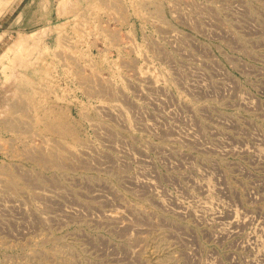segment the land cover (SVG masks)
I'll use <instances>...</instances> for the list:
<instances>
[{
  "label": "rangeland",
  "instance_id": "374dc122",
  "mask_svg": "<svg viewBox=\"0 0 264 264\" xmlns=\"http://www.w3.org/2000/svg\"><path fill=\"white\" fill-rule=\"evenodd\" d=\"M0 264H264V0H0Z\"/></svg>",
  "mask_w": 264,
  "mask_h": 264
}]
</instances>
